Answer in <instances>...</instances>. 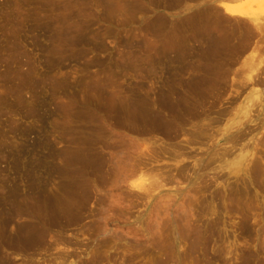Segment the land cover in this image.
<instances>
[{
  "label": "rangeland",
  "instance_id": "374dc122",
  "mask_svg": "<svg viewBox=\"0 0 264 264\" xmlns=\"http://www.w3.org/2000/svg\"><path fill=\"white\" fill-rule=\"evenodd\" d=\"M218 1L0 0V264H264V0Z\"/></svg>",
  "mask_w": 264,
  "mask_h": 264
},
{
  "label": "bare ground",
  "instance_id": "6f19581e",
  "mask_svg": "<svg viewBox=\"0 0 264 264\" xmlns=\"http://www.w3.org/2000/svg\"><path fill=\"white\" fill-rule=\"evenodd\" d=\"M255 1H256V0H255ZM246 2H247V1H246ZM245 4H246V3H245ZM247 5H248V3H247ZM249 6H250V5H249ZM220 7H222V8L224 9V11H225L227 14H229V15H236V16L247 17L248 19L251 18V19L253 20V22H254V26H255V25L258 26V27H257L258 29H262V28H263V27L261 26V23H263L264 21L261 22L260 25H259V22L261 21V18H260L257 14L254 15V14H252V13L246 12L245 10H243L242 8H240V7H239L237 4H235V3H231V2H223V1H222V2L220 3ZM203 12H204V11H203ZM196 14H197V13H196ZM196 14H195V15H196ZM196 18H197V17H196ZM199 18H200V17H199ZM202 18H204V17H202ZM200 19H201V18H200ZM249 20H250V19H249ZM263 20H264V19H263ZM195 21H196V20H195ZM198 21L200 22L201 20H198ZM202 22H203V21H202ZM199 24H202V23L200 22ZM262 25H263V24H262ZM196 26H198V25H196ZM200 26H201V25H199V27H200ZM194 28H195V27H194ZM246 28H247V27H246ZM248 28H249V25H248ZM196 29H197V28H196ZM200 29H201V28H200ZM200 29H198V30H200ZM202 29H203V28H202ZM251 30H252V29H251ZM202 31H204V30H202ZM259 31H260V30H259ZM199 32H200V31H199ZM263 32H264V31H263ZM201 33H202V32H201ZM194 34H195V33H194ZM247 35H248V34H247ZM196 36H197V35H196ZM245 36H246V35H245ZM193 37L195 38V36H193ZM241 37H242V36H241ZM241 39H242V38H241ZM238 40H239V39H238ZM248 41H250L249 38H248ZM239 43H240V42H239ZM243 43H244V41H243ZM244 45H245V43H244ZM246 45H248V44H246ZM246 45H245V47L242 45V46H243L242 49H244V48L246 49V48L248 47V46L246 47ZM260 45H262V44H260ZM208 46H209V45H208ZM213 46H214V45H213ZM260 47H261V46H260ZM225 48H226V47H225ZM228 48H229V47H228ZM257 48H258V47H257ZM236 49H237V48H236ZM259 49H260V48H258V50H259ZM233 50H234V49H233ZM258 50H257V52H258ZM236 51H237V50H236ZM244 51H245V50H244ZM196 52H198V51H196ZM201 53H202V52H201ZM236 53H238V52H236ZM196 54H197V53H196ZM202 54H203V53H202ZM202 54H201V55H202ZM214 55H215V54H214ZM205 57H206V56H205ZM210 57H211V56H210ZM201 58H202V57H201ZM213 58H214V57H213ZM211 59H212V57H211ZM215 59H216V58H215ZM208 62H209V61H208ZM201 63H202V62H201ZM170 74H171V73H170ZM166 75H167V73H166ZM189 76H190V75H189ZM168 77H169V76H168ZM187 89H188V88H187ZM190 90H191V89H190ZM176 92H177V91H176ZM188 92H189V89H188ZM194 92H195V91H194ZM197 93H198V92H197ZM173 94H174V93H173ZM178 94H179V93H178ZM171 96H172V95H171ZM194 97H195V96H194ZM188 98H189V97H188ZM163 99H164V98H163ZM166 99H167V98H166ZM180 99H181V98H180ZM186 99H187V98H186ZM158 100H159V99H158ZM173 100H174V99H172V101H173ZM177 100H178V99H177ZM190 100H191V99H190ZM193 100H194L193 102H192V101L189 102V100H188V102H182V100H181V101L178 100L179 102H175V100H174L173 102H174V104H175V103H176V104H180V107L183 106L182 108H183V110H184V107H185L184 104H185V103H187V104L189 105V106H188V108H189V107H192V106H190L189 103H193V104H194V103L197 102V101H196L197 98H196V100H195V99H193ZM155 101H157V100H155ZM160 101H161V100H160ZM162 101L164 102L165 99L162 100ZM166 101H167V100H166ZM166 101H165V102H166ZM169 101H171V100H169ZM183 101H185V100H183ZM186 101H187V100H186ZM195 101H196V102H195ZM198 101H199V99H198ZM157 102H159V101H157ZM163 102H159V103H163ZM165 102L163 103V104H164L163 107H166V106H167V104H166V106H165ZM173 102H171L172 105H173ZM199 102H200V101H199ZM202 102H204V101L202 100V101L200 102V105L202 104ZM136 103H137V102H136ZM166 103L169 104L170 102H166ZM138 104H139V103H138ZM143 104H144V103L139 104V109H140L141 107H142L141 109H143V106H144V108H146V109L149 108V107H145V105H148V106H149L148 102L145 103V105H143ZM150 104H151V103H150ZM181 104H183V105L181 106ZM187 104H186V105H187ZM193 104H192V105H193ZM142 105H143V106H142ZM169 105H170V104H169ZM172 105L169 106V107H171V109H170V108H167V107H166V108L168 109V111L171 110V112L173 113V111H172V107H173V106H172ZM195 105H197V104H195ZM198 105H199V103H198ZM200 105H199V106H200ZM203 105H204V104H203ZM203 105H202V106H203ZM136 106H137V104H136ZM157 106H158V105H157ZM199 106H198V107H199ZM133 107H134V106H133ZM137 107H138V106H137ZM137 107H136V108H137ZM150 107H151V105H150ZM152 107H153V106H152ZM159 107H162L161 104L159 105ZM159 107H158V108H159ZM196 107H197V106H196ZM134 108H135V107H134ZM166 108H165V109H166ZM174 108H175V106H174ZM174 108H173V110H174ZM176 108H179V107L176 105ZM186 108H187V107H186ZM188 108H187V109H188ZM192 108H193V107H192ZM203 108H204V106H203ZM153 109H154V108H153ZM156 109H157V108H156ZM156 109H154V110H156ZM165 109H164V110H165ZM179 109H180V108H179ZM179 109H178V111H179ZM187 109H186V110H187ZM189 109H190V108H189ZM189 109H188V111H189ZM193 109H196L195 106H194ZM137 110H138V109H137ZM147 110H152V108H149V109H147ZM158 110H159V109H157L156 112H157ZM160 110H161V109H160ZM160 110H159V111H160ZM183 110H181V111H183ZM162 111H163V110H162ZM162 111H161V112H162ZM175 111H176V110H174V113H175ZM184 111H185V110H184ZM190 111H191V110H190ZM145 112H146V111H145ZM149 112L151 113L152 111H149ZM163 112H164V111H163ZM146 113H147V112H146ZM154 113H155V112H154ZM168 113H170V112H168ZM177 113H178V112H177ZM179 113H181V112L179 111ZM119 114H120V113H119ZM162 114H163V113H162ZM147 115H149V114H147ZM151 115H152V113H151ZM151 115H149V116H151ZM154 115H155V114H154ZM154 115H153L152 119L156 117L155 119H156V121H157V115H155V116H154ZM159 115H160V114H159ZM167 115H169V114H167ZM170 115L172 116V114H170ZM184 115H185V114H184ZM186 115H187V113H186ZM118 116H119V115H118ZM124 116H125V115H124ZM126 116H127V115H126ZM126 116H125V118H126ZM161 116L163 117V115H161ZM161 116H160V117H161ZM175 116H176V115L174 114V117H175ZM137 117H138V116H137ZM142 117H143V116H142ZM144 117H145V116H144ZM160 117H159V118H160ZM166 117H167V116H166ZM169 117H170V116H169ZM169 117H168V118H169ZM174 117H173V118H174ZM177 117H179V116L177 115ZM180 117H181V116H180ZM149 118H150V117H149ZM164 118H165V115H164ZM168 118H167V120H168ZM175 118H176V117H175ZM175 118H174V119H175ZM185 118H186V116H185ZM118 119H119V118H118ZM120 119L122 120V118H120ZM132 119H133V118H132ZM138 119H140V118H138ZM138 119H137V121H138ZM155 119H154L153 121H155ZM169 119H170V118H169ZM179 119H181V118H178L177 120H179ZM182 119H183V117H182ZM182 119H181V121H182ZM100 120H101V119H100ZM105 120H106V119H105ZM128 120H130V119H128ZM148 120H149V119H148ZM150 120H151V118H150ZM158 120H159V119H158ZM160 120H163V118L160 119ZM160 120H159V122H161ZM164 120H165V119H164ZM167 120H166V121H167ZM172 120H173V119H172ZM177 120H176V121H177ZM132 121L135 122V120H131V122H132ZM141 121H142V120H141ZM153 121H152V122H153ZM156 121H155V122H156ZM166 121H165V123H166ZM173 121H174V120H173ZM176 121H175V122H176ZM123 122H125V123H129V121L126 122V120L121 121V122H120V120H119L120 125H122L121 123H123ZM138 122H139V121H138ZM147 122H149V121L146 120V123H147ZM155 122H153V123H155ZM168 122H169V121H168ZM168 122H167V123H168ZM175 122L172 123V121H171L170 123H172V124L174 125ZM179 122H180V121H179ZM125 123H124V124H125ZM141 123H142V122H141ZM143 123H145V122H143ZM146 123H145V124H146ZM150 123H151V121H150ZM150 123H149L148 127L150 126ZM161 123L163 124V122H161ZM161 123H160L158 126H160ZM167 123H166V125L168 126L169 123H168V124H167ZM181 123H182V122H181ZM130 124H132V123H130ZM133 124H134V123H133ZM133 124H132V125H133ZM136 124H137V122H136ZM136 124H134V125H135V127H136V129H137V125H139L140 122H139L137 125H136ZM147 124H148V123H147ZM147 124H146V125H147ZM151 124H152V123H151ZM156 124H157V122H156ZM175 124H176V123H175ZM140 125H141V129H142V128H143V127H142L143 125H142V124H140ZM122 126H123V125H122ZM124 126H125V125H124ZM126 126H128V125H126ZM163 126H164V125H163ZM163 126H162V127H163ZM167 126H166V127H167ZM169 126L172 127L171 124H170ZM135 127L132 126V128H134L133 130H135ZM148 127H147V128H148ZM151 127H152V125H151ZM155 127H157V125H155ZM166 127H165V128H166ZM126 128H130V130H131V127H129V126L126 127ZM147 128H145V126H144V129L147 130ZM153 128H154V127H153ZM139 129H140V128H139ZM150 129H151V128H150ZM158 129H159V128H158ZM160 130H161V129H160ZM164 130H165V129H164ZM167 130H170V127H168ZM139 131H140V130H139ZM139 131H138V132H139ZM141 131H142V130H141ZM144 131H145V130H144ZM104 132H105V131H104ZM133 132H134V131H133ZM136 132H137V131H136ZM100 133H101V132H100ZM101 134H102V133H101ZM110 136H111V135H110ZM104 137H105V135H104ZM105 138H107V137H105ZM120 138H121V137H120ZM101 139H102V138H101ZM126 139H127V138H126ZM126 139L123 140V138H122L121 140H122V141H125ZM117 140H118V139H117ZM119 140H120V139H119ZM128 140H129V139H128ZM130 140H131V139H130ZM105 141H107V140H105ZM126 141H127V140H126ZM126 141L124 142V144H127ZM133 141H134V140H133ZM102 142H103V140H102ZM117 142H118V141H115V143L118 145L119 143H117ZM119 142H120V141H119ZM122 143H123V142H121L120 144H122ZM120 144H119V147L121 146ZM124 144H123V146H121V147H125ZM132 144H134V143H132ZM117 145H116V146H117ZM130 145H131V143H130ZM133 146H134V145H133ZM135 146H136V145H135ZM135 146H134V148H135ZM126 147H127V146H126ZM128 147H129V146H128ZM117 148H118V147H117ZM131 148H132V147L130 146L129 149H131ZM118 149H119V148H118ZM135 149H136V148H135ZM124 150H126V149H124ZM133 150H134V149H133ZM118 151H119L118 153H121V152H120V151H121V148H120V150H118ZM126 151H127V150H126ZM89 152H90V151H89ZM89 152H88V153H89ZM123 152H125V151H123ZM123 152H122V153H123ZM131 152H132V150H131ZM133 152H134V151H133ZM91 153H92V152H91ZM98 153H99V152H98ZM112 153H114V152H112ZM134 153H135V152H134ZM140 153H141V150H140ZM96 154H97V152H96ZM96 154H93V155H96ZM124 154H125V153H124ZM138 154H139V153H138ZM141 154H142V153H141ZM98 155L101 156V154H98ZM103 155L105 156V153H104ZM103 155H102V157H103ZM108 155H109V154H108ZM110 155H111V154H110ZM115 155H116V153H115ZM122 155H123V154H122ZM122 155L119 154V157L122 156ZM128 155H129V156L131 155V157H132V154H131V153H130V154L128 153ZM133 155H134V154H133ZM142 155H143V154H142ZM89 156H92V155L89 154ZM112 156H113V155H112ZM96 157H99V156H96ZM113 157H115V156H113ZM113 157H112V158H113ZM116 157L119 158L117 155H116ZM126 157H127V153H126ZM126 157L123 156V158H126ZM140 157H141V156H139V158H140ZM92 158H94V157H92ZM112 158H111V159H112ZM117 158H115V161L118 160L117 162H120V160L117 159ZM133 158H134V157H133ZM135 158H136V157H135ZM137 158H138V157H137ZM137 158H136V159H137ZM105 159L109 160L108 158H105ZM111 159H110V161H111ZM120 159L123 160V161L125 160V159H122L121 157H120ZM127 159H128V157H127ZM129 159H130V160H133L132 158H129ZM129 159H128V160H125V161H129V162H130ZM141 159H144V158L141 157ZM107 160H103V161L105 162V161H107ZM103 161L100 162V163H104ZM115 161H114V162H115ZM125 161H124V164H125ZM134 161H135V159H134ZM136 161H137V160H136ZM138 161H139V159H138ZM143 161H144V160H143ZM96 162H97V161H96ZM107 162H109V161H107ZM111 162H112V161H111ZM141 162H142V161H141ZM141 162L139 161V163H138V162H137V163L140 164ZM112 163H113V162H112ZM122 163H123V162L121 161V164H122ZM127 163H128V162H127ZM98 164H99V163H98ZM119 164H120V163H119ZM119 164L117 163V165H116V164H115V165H116V166H119ZM124 164H123V166H124ZM129 164H130V163H129ZM129 164H128L127 166H129ZM131 164H132V165H130L129 168L125 166V168H126V171H125V172L127 173V172L129 171V169H130V172H133V174H134L136 168H137L139 165L137 164V167H136V164H135V162H133V161H132ZM145 165H146V164H145ZM101 166H102V165H101ZM103 166H104V165H103ZM123 166L121 165V166L118 167V168H120V169L122 170ZM99 167H100V165H99ZM99 167H98V168H99ZM121 167H122V168H121ZM118 168H117V169H118ZM125 168H123V169H125ZM100 169H101V168H99V170H100ZM103 169H104V171L106 170V168H103ZM103 169H101L102 172H103ZM107 169H108V168H107ZM91 170H92V169H91ZM95 170H96V169H95ZM108 171H109V170H108ZM119 171H120V170H119ZM119 171L117 170L118 173H122V171H121V172H119ZM51 172H52V171H51ZM88 172H90V170H89ZM96 172H97V170H96ZM105 172H106V171H105ZM130 172H129V173H130ZM137 172H138V171H137ZM84 173L87 174L86 171H85ZM103 173H104V172H103ZM129 173H127V175H128ZM135 173H136V172H135ZM104 174H105V173H104ZM122 174H123L122 177L125 176V175H124V171H123ZM129 175H130V174H129ZM129 175H128L127 177H129ZM125 177H126V176H125ZM123 178H124V177H123ZM68 182H69V181H68ZM38 184H39V183H38ZM65 184H66V182H65ZM66 188H67V187H66ZM93 188H94V187H93ZM93 188H92V189H93ZM44 189H45V188H43V191H44ZM92 189H91V190H92ZM84 190H85V189H84ZM67 191H68V190H67ZM93 192H94V191H93ZM70 195H71V194H70ZM83 196H84V195H83ZM66 197H69V196H66ZM68 199H71V198L69 197ZM68 199H66V200H68ZM87 199H88V198H87ZM64 200H65V199H64ZM31 201H32V200H31ZM61 202H62V201H61ZM67 202H68V201H67ZM69 203H70V201H69ZM69 203H68V204H69ZM68 204H67V205H68ZM60 208H61V207H60ZM64 209H65V208H64ZM42 210H43V209H42ZM67 210H68V209H67ZM48 214H49V212H48ZM51 216H52V215H51ZM30 231H31V230H30ZM28 236H29V235H28ZM30 238H31V236H30ZM30 238H29V239H30ZM12 243H13V242H12ZM0 245H1V244H0Z\"/></svg>",
  "mask_w": 264,
  "mask_h": 264
},
{
  "label": "crops",
  "instance_id": "0c3cea01",
  "mask_svg": "<svg viewBox=\"0 0 264 264\" xmlns=\"http://www.w3.org/2000/svg\"><path fill=\"white\" fill-rule=\"evenodd\" d=\"M222 1L223 2H231V3H234L233 0H220V1H218V3L222 2Z\"/></svg>",
  "mask_w": 264,
  "mask_h": 264
}]
</instances>
